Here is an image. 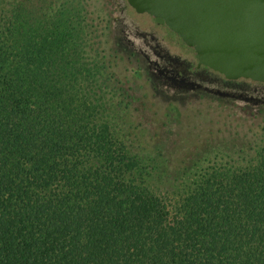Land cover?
Returning a JSON list of instances; mask_svg holds the SVG:
<instances>
[{"label":"trees","instance_id":"trees-1","mask_svg":"<svg viewBox=\"0 0 264 264\" xmlns=\"http://www.w3.org/2000/svg\"><path fill=\"white\" fill-rule=\"evenodd\" d=\"M4 24L0 264H264V156L186 191L148 185L73 83L78 55L64 57L75 48Z\"/></svg>","mask_w":264,"mask_h":264},{"label":"rangeland","instance_id":"rangeland-1","mask_svg":"<svg viewBox=\"0 0 264 264\" xmlns=\"http://www.w3.org/2000/svg\"><path fill=\"white\" fill-rule=\"evenodd\" d=\"M13 18L37 38L61 33L48 46L75 48L64 57L78 55L82 71L73 83L130 159L141 160L148 185L186 191L199 176L264 156V84L183 74L194 56L125 0H0V28L10 29L4 21ZM155 162L161 167L151 168Z\"/></svg>","mask_w":264,"mask_h":264},{"label":"water","instance_id":"water-1","mask_svg":"<svg viewBox=\"0 0 264 264\" xmlns=\"http://www.w3.org/2000/svg\"><path fill=\"white\" fill-rule=\"evenodd\" d=\"M227 83L264 84V0H125Z\"/></svg>","mask_w":264,"mask_h":264},{"label":"flooded vegetation","instance_id":"flooded-vegetation-1","mask_svg":"<svg viewBox=\"0 0 264 264\" xmlns=\"http://www.w3.org/2000/svg\"><path fill=\"white\" fill-rule=\"evenodd\" d=\"M135 13V12H134ZM138 15V14H137ZM147 16V15H146ZM149 17V16H148ZM150 18V17H149ZM152 21V20H151ZM153 22V21H152ZM154 23V22H153ZM155 24V23H154ZM156 25V24H155ZM156 26H159V25H156ZM164 27V26H163ZM166 28V27H165ZM167 29V28H166ZM172 33V32H171ZM181 41V40H180ZM202 70H204V71H208V72H213V71H211L210 69H208V68H206V67H203V66H201V67H197V61H196V63H195V65H193V64H190L189 65V67L186 69H184V71H183V74H189V76H197ZM214 73H216V72H214ZM216 74H218V73H216ZM219 76H221L220 74H218ZM222 78H223V82L227 85V86H233L234 84H236V82H238L239 80H237V81H234V82H231V83H227L226 82V80L224 79V77L223 76H221Z\"/></svg>","mask_w":264,"mask_h":264}]
</instances>
